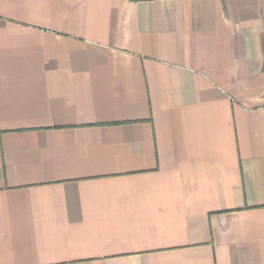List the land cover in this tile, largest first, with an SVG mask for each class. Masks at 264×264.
I'll return each instance as SVG.
<instances>
[{"label": "crops", "instance_id": "1", "mask_svg": "<svg viewBox=\"0 0 264 264\" xmlns=\"http://www.w3.org/2000/svg\"><path fill=\"white\" fill-rule=\"evenodd\" d=\"M0 264H264V0H0Z\"/></svg>", "mask_w": 264, "mask_h": 264}, {"label": "trees", "instance_id": "2", "mask_svg": "<svg viewBox=\"0 0 264 264\" xmlns=\"http://www.w3.org/2000/svg\"><path fill=\"white\" fill-rule=\"evenodd\" d=\"M134 1H138V0H134Z\"/></svg>", "mask_w": 264, "mask_h": 264}]
</instances>
